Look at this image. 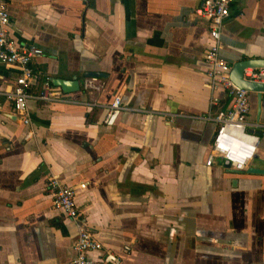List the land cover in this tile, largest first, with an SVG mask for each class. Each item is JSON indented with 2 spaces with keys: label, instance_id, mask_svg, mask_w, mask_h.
Here are the masks:
<instances>
[{
  "label": "crops",
  "instance_id": "obj_1",
  "mask_svg": "<svg viewBox=\"0 0 264 264\" xmlns=\"http://www.w3.org/2000/svg\"><path fill=\"white\" fill-rule=\"evenodd\" d=\"M201 2L7 0L9 37L42 49L34 88L48 78L67 100L28 99L25 124L0 94V264L74 257L77 228L52 207V175L75 188L102 244L94 260L108 250L119 264H264V92L249 91L246 128L259 143L247 167L207 165L217 109L231 97L208 86ZM220 52L231 68L264 58V0L231 5ZM18 74L0 61L2 89ZM58 79L79 87L64 92ZM116 97L126 109L106 125Z\"/></svg>",
  "mask_w": 264,
  "mask_h": 264
},
{
  "label": "built area",
  "instance_id": "obj_2",
  "mask_svg": "<svg viewBox=\"0 0 264 264\" xmlns=\"http://www.w3.org/2000/svg\"><path fill=\"white\" fill-rule=\"evenodd\" d=\"M236 0H202L194 13L204 18L209 24V46L204 54L207 64L206 75L208 86L212 91L224 90L231 97L228 109H217L215 121L216 129L210 141V152L206 164L210 165L215 157L229 168L243 170L254 157L259 143V136L247 132V115L250 109L249 91L236 85L230 78L231 66L222 56L221 36L225 19L230 14V7ZM10 16L7 0H0V61L16 65L19 74L10 89H2L0 94L12 100L14 109L23 117L25 124L29 123L26 112L28 99L44 101H66V96L54 87L48 78L38 87L34 72V61L42 54V49L32 44H18L8 35ZM243 78L254 82H264V67H246ZM85 87L98 89L96 78H89ZM219 97L212 94L210 105H218ZM122 109L120 98L116 97L108 106L103 119L104 124L112 125ZM84 187L85 184H80ZM46 189L52 195V207L65 218L72 220L77 228L74 243L75 255L69 264H119V258L111 251H105L99 260L88 256L93 250H100L102 244L96 234L92 232L80 218V212L75 202V188L64 184L57 175L48 177Z\"/></svg>",
  "mask_w": 264,
  "mask_h": 264
},
{
  "label": "water",
  "instance_id": "obj_3",
  "mask_svg": "<svg viewBox=\"0 0 264 264\" xmlns=\"http://www.w3.org/2000/svg\"><path fill=\"white\" fill-rule=\"evenodd\" d=\"M246 67H264V58L260 57H254V58H248V59H242L236 61L230 70V78L231 80L238 85L239 87L243 89H247L248 91H255L258 92V94H261L264 92V82H254V81H249L245 80L243 78V70ZM101 76V74H95V73H90L87 74V76ZM57 83L59 86H61L62 90L64 92L68 91H73L78 89V82L73 80H65V79H58ZM224 165L229 168V163L225 162ZM252 171H260L257 168H251ZM234 170V169H232ZM235 171H241V170H235Z\"/></svg>",
  "mask_w": 264,
  "mask_h": 264
}]
</instances>
